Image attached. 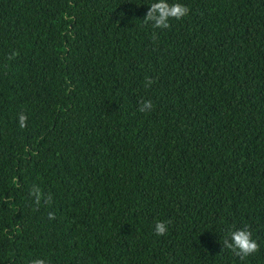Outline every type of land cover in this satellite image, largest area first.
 Here are the masks:
<instances>
[{
  "label": "trees",
  "instance_id": "1",
  "mask_svg": "<svg viewBox=\"0 0 264 264\" xmlns=\"http://www.w3.org/2000/svg\"><path fill=\"white\" fill-rule=\"evenodd\" d=\"M153 2L0 0V264H264V0Z\"/></svg>",
  "mask_w": 264,
  "mask_h": 264
},
{
  "label": "clouds",
  "instance_id": "2",
  "mask_svg": "<svg viewBox=\"0 0 264 264\" xmlns=\"http://www.w3.org/2000/svg\"><path fill=\"white\" fill-rule=\"evenodd\" d=\"M190 12L189 7L181 3H169L168 0H155L149 7L148 11L145 14L142 22L145 26L151 25L153 29L165 30L171 27V21H179L186 17ZM155 32H153V37L155 38ZM16 54H13L14 58ZM153 81L145 77V88L151 87ZM154 110L153 102L149 100H141L139 111L141 113H148ZM27 117L24 114L19 115V126L21 129L27 127ZM16 186L19 187V184L16 183ZM29 196L33 198V202L38 208L41 201L43 200L44 204L50 205L52 203V197L50 194L45 195L41 189L36 186L29 192ZM49 220L55 219V214L49 212ZM171 221H157L155 224V234L157 236L167 235L169 228L168 225ZM223 247L229 249L234 255L240 259H245L248 256L256 254L260 251L259 244L253 238L252 232L247 228L237 229L230 231L228 235L223 240ZM32 264H45L43 259H37L32 261Z\"/></svg>",
  "mask_w": 264,
  "mask_h": 264
}]
</instances>
